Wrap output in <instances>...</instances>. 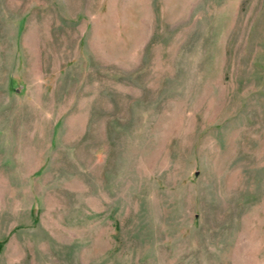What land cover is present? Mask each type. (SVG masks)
I'll list each match as a JSON object with an SVG mask.
<instances>
[{"label":"rangeland","instance_id":"obj_1","mask_svg":"<svg viewBox=\"0 0 264 264\" xmlns=\"http://www.w3.org/2000/svg\"><path fill=\"white\" fill-rule=\"evenodd\" d=\"M0 264H264V0H0Z\"/></svg>","mask_w":264,"mask_h":264}]
</instances>
